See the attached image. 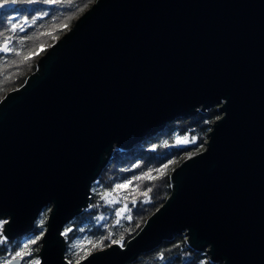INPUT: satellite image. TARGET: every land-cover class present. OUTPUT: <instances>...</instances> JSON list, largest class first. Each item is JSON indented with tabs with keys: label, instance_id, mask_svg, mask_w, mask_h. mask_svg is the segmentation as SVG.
I'll use <instances>...</instances> for the list:
<instances>
[{
	"label": "water",
	"instance_id": "obj_1",
	"mask_svg": "<svg viewBox=\"0 0 264 264\" xmlns=\"http://www.w3.org/2000/svg\"><path fill=\"white\" fill-rule=\"evenodd\" d=\"M212 107L204 148L171 169L140 229L70 263L62 231L112 151ZM47 206L40 264H129L177 235L211 263L264 264V0H94L79 14L0 99L3 238Z\"/></svg>",
	"mask_w": 264,
	"mask_h": 264
},
{
	"label": "trees",
	"instance_id": "obj_2",
	"mask_svg": "<svg viewBox=\"0 0 264 264\" xmlns=\"http://www.w3.org/2000/svg\"><path fill=\"white\" fill-rule=\"evenodd\" d=\"M93 1L33 0L30 3L18 0L11 9L0 11V47L7 37L9 47L20 53L0 51V99L8 91L19 87L35 70L39 56L37 50L40 47L45 50L52 36L59 37L64 33ZM14 23L22 25L24 31L17 29L13 32L11 26ZM29 53L34 54L29 56ZM24 56L29 58L25 60ZM219 116L216 107H212L187 118L176 117L161 132L131 148H115L108 163L91 184L88 206L62 231L66 243L65 258L75 263L89 253L113 244V240H120L119 244L124 245L169 195L171 169L187 154L204 148L211 123ZM149 173L153 177L151 180L145 178V174ZM129 181L131 184L127 188H116ZM149 188L151 191L144 195ZM48 210L49 206L42 209L33 230L26 235L6 240L0 231V263L12 259L25 243L39 235ZM29 248L31 255L20 258L21 264H30L37 259L40 239L35 244H29ZM129 264L219 263L209 262L205 251L190 248L185 236L177 235L171 240H163L150 251L140 253Z\"/></svg>",
	"mask_w": 264,
	"mask_h": 264
},
{
	"label": "snow or ice",
	"instance_id": "obj_3",
	"mask_svg": "<svg viewBox=\"0 0 264 264\" xmlns=\"http://www.w3.org/2000/svg\"><path fill=\"white\" fill-rule=\"evenodd\" d=\"M17 2H18V0H2V2H0V8H3L8 3H17ZM28 2L31 3V2H33V0H28ZM48 2H52V0H48ZM17 29H19V31H21V32L24 31V28H23L22 25H19V24H16V23L12 24L11 30L13 32H16ZM9 43H10L9 38L5 37L4 42H3V46L0 47V51L6 52V53L7 52H16L17 55H19L20 54L19 50L9 47ZM32 54H34V53H29V56L32 55ZM29 56H24V59L27 60L29 58ZM164 167L166 168L167 165H165ZM145 178H147L149 180L153 179V177L151 176L150 173L149 174H145ZM137 179H139V178H137ZM130 184H131V181L127 182L126 184L117 185L116 188L117 189L127 188ZM150 191H151V188H149L144 193V195H147L148 192H150ZM41 224H43V221H41ZM38 239H40V237H36L35 239H32L29 243H25L23 245V248L20 251H17L15 253V255L12 257V261H15L17 258L23 259V257H25V256H30L31 255V250L29 248V244H35ZM112 243L118 244V243H121V241L120 240H113ZM12 261H7L6 264H12ZM30 264H40V262L38 260L34 259V260H32L30 262Z\"/></svg>",
	"mask_w": 264,
	"mask_h": 264
},
{
	"label": "rangeland",
	"instance_id": "obj_4",
	"mask_svg": "<svg viewBox=\"0 0 264 264\" xmlns=\"http://www.w3.org/2000/svg\"><path fill=\"white\" fill-rule=\"evenodd\" d=\"M58 38V36H56V35H53L52 36V40H51V42H49L47 45H45V49L55 40V39H57ZM44 50V47H40L38 50H37V52L36 53H38L39 55H41L42 54V51ZM38 58V57H37ZM189 154H192V153H189ZM189 154H187V155H189ZM4 221H5V219H0V231H2V226H3V223H4ZM45 221H46V218H44V227H43V229L41 230V232H39V235H36V236H39L40 238H41V236H42V234H43V232H44V230H45ZM1 234H2V232H1ZM36 236H34L32 239H35L36 238ZM31 239V240H32ZM30 240V241H31ZM37 260V259H36Z\"/></svg>",
	"mask_w": 264,
	"mask_h": 264
}]
</instances>
